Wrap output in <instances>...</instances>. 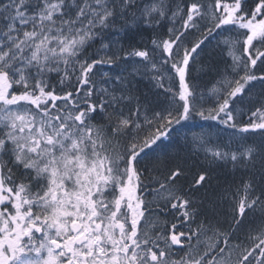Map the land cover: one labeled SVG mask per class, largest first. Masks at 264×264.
<instances>
[{
	"label": "snow or ice",
	"instance_id": "snow-or-ice-1",
	"mask_svg": "<svg viewBox=\"0 0 264 264\" xmlns=\"http://www.w3.org/2000/svg\"><path fill=\"white\" fill-rule=\"evenodd\" d=\"M0 264H264V0H0Z\"/></svg>",
	"mask_w": 264,
	"mask_h": 264
},
{
	"label": "trees",
	"instance_id": "trees-1",
	"mask_svg": "<svg viewBox=\"0 0 264 264\" xmlns=\"http://www.w3.org/2000/svg\"><path fill=\"white\" fill-rule=\"evenodd\" d=\"M203 123H205V122H203V121H200V120H194V121H190L189 122V127L193 130V131H195V130H198V128H199V126L201 125V124H203ZM222 135H224L223 133H222Z\"/></svg>",
	"mask_w": 264,
	"mask_h": 264
}]
</instances>
